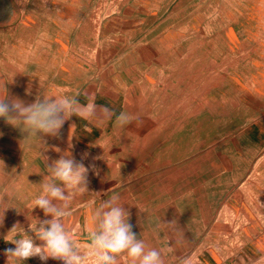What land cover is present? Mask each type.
Masks as SVG:
<instances>
[{"label":"rangeland","instance_id":"374dc122","mask_svg":"<svg viewBox=\"0 0 264 264\" xmlns=\"http://www.w3.org/2000/svg\"><path fill=\"white\" fill-rule=\"evenodd\" d=\"M53 92L97 112L44 146L0 119V264L14 225L51 218L34 153L64 151L96 166L65 217L82 244L119 196L165 264H264V0H0V96Z\"/></svg>","mask_w":264,"mask_h":264},{"label":"clouds","instance_id":"9594fccd","mask_svg":"<svg viewBox=\"0 0 264 264\" xmlns=\"http://www.w3.org/2000/svg\"><path fill=\"white\" fill-rule=\"evenodd\" d=\"M103 111L107 113L109 110ZM96 112L91 96L87 104L80 103L75 96L67 97L55 92L43 95L42 99L37 97L30 104L19 99L9 100L7 95L0 96V119L34 135L41 146L47 144L45 137L58 138L65 123L73 116L92 118ZM132 119L130 114L121 113L117 123L125 124ZM75 126L72 124L71 128ZM55 151L59 153L61 150L56 148ZM41 155L46 161L47 174H41L37 169V175L42 176L39 186L43 192L34 200V208L41 209L45 217L51 218L36 220L39 227L36 224L35 230L30 226L35 239L18 224L13 226L9 233L15 235L11 239L5 237L6 242L15 246L4 252L7 264H22L33 257L45 262L49 259L59 260L63 264H122L125 259L128 264H165L161 251L148 247L133 232L129 212L120 202L119 196L102 201L90 211L89 238L82 244L68 230L65 217L74 196L88 191L89 172H95L96 166L94 163L85 166L83 159L76 160L71 151H64L59 159L51 163L40 152L34 153V158ZM0 165L5 168L3 160H0ZM37 240L41 243L37 244ZM81 248L85 251H81ZM181 264H188V261L182 260Z\"/></svg>","mask_w":264,"mask_h":264},{"label":"bare ground","instance_id":"6f19581e","mask_svg":"<svg viewBox=\"0 0 264 264\" xmlns=\"http://www.w3.org/2000/svg\"><path fill=\"white\" fill-rule=\"evenodd\" d=\"M28 55V54H27ZM11 78V77H10Z\"/></svg>","mask_w":264,"mask_h":264}]
</instances>
